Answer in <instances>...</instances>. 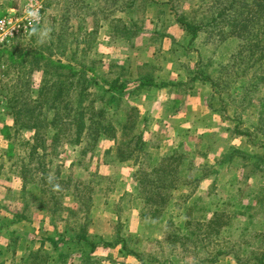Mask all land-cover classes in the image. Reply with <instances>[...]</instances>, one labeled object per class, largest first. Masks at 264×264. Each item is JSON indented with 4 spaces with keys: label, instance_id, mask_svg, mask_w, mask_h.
I'll return each instance as SVG.
<instances>
[{
    "label": "rangeland",
    "instance_id": "1",
    "mask_svg": "<svg viewBox=\"0 0 264 264\" xmlns=\"http://www.w3.org/2000/svg\"><path fill=\"white\" fill-rule=\"evenodd\" d=\"M8 1L10 0H0V17L11 8L23 7L26 0H11L13 1L11 6L6 4ZM130 1L41 0L43 6L41 22L0 43V192L5 191V194L0 193L5 195L0 199V263L2 264H19L22 255L41 244L48 249L49 239L65 227L63 220H52L48 204H41L38 201V197L41 198L38 187L33 183L23 185L18 173L20 165L27 161L26 148L19 145L17 140L9 158L8 141L1 131L3 124L12 123L7 100L12 98L13 94L9 91H20L23 82H27L29 90L34 91L41 77L40 66L44 63V57L50 54L65 62L75 64L79 61L84 66H92L96 74L105 75L109 79L112 77L108 74L109 64L115 62L125 66L131 78L148 70L164 82L175 81V77L182 73L187 82L189 72H192L195 66L205 63L206 69L214 73L220 68L219 65L229 61L230 54L236 48L238 40L219 32L218 29L198 30L196 37L191 40L190 35L177 22L178 17L188 22L198 20V16L205 13L204 9L210 0H133L134 10L131 12H125L128 8L120 10ZM114 18H121L126 23L130 20L134 21L135 34L129 39L118 34L110 36V25L115 24ZM147 57L150 58L149 61H146ZM148 64L152 68L147 67ZM197 83L207 85L203 101L211 111L213 120L211 117L208 125L200 126L197 133L181 137L173 128L175 124L172 120L169 119V122L161 117L159 122L155 121L158 119L155 118L158 108L155 107L156 110L153 112V104L155 101L164 100L163 97H159V100L158 97H154L158 89H150L140 95L129 97L130 102L139 109L140 115L148 117L143 132V139L147 142V156L141 160L143 164H148L147 161L156 163L170 148L183 143V150L194 152L195 165L206 164L210 169L209 176L199 182L189 199V204L193 199L199 200L193 214L201 215L205 209L211 211L212 208L220 205L230 210L247 211L249 214L237 217L235 221L238 223H234L224 237L225 239L230 237L232 241L237 240L239 245L247 243L245 241L247 239L257 244L256 237L254 239L248 237V232L242 235L241 231L246 224L264 231V163L259 165L261 168L259 170L253 164L255 158L245 161L233 156L230 162L221 164L219 161L225 158L224 154L231 148L244 149L255 156L263 155L264 149L261 144L264 143V132L260 131V127L263 126L264 121L261 120L259 104L256 100H252L245 109L239 110L240 114H234L235 102L230 100L226 106V114L222 117L217 109L210 108L207 104L211 87L208 83L198 80L188 83L189 86L186 84L179 86L178 89L175 86L164 87L167 91L168 89L172 91L170 93L172 98L168 103L172 111H179L178 113L184 111L187 96L193 93ZM241 83L238 82L232 89L234 96H240ZM199 92L203 94V91ZM220 95L227 97L222 91L216 93L215 98ZM20 96L25 99L24 93ZM227 99L229 100L228 97ZM215 105L218 106L216 102ZM236 117L241 119L240 131L247 129L252 133L253 139L250 144L245 136L234 134L232 128ZM30 135V131H22L19 139L28 138ZM80 147L66 145L60 148V153L52 156L51 163L47 162L45 168L48 178L49 166L52 171L57 168L61 171L60 177L65 183L57 185L59 187L63 185V191H81L82 195L90 196V200L84 201L89 203V206L85 207L88 232L99 235L95 232L112 231L113 238L108 234L102 237L106 240L115 239L116 224L120 220L123 224L121 234L125 235L130 243L131 239H134L127 235V225L122 221V216L131 201L136 198L140 202L137 215L139 227L145 230V233H149L148 241L139 238L141 246L137 249L144 254H155V252L156 255L160 254L161 248L157 243L164 237L168 219L177 212H179L178 217L172 219L176 223H180L182 219L177 205L174 204L180 200L181 195L190 193L191 189L186 187L174 189L159 216H150L149 212L142 218L140 216L142 201L137 197L135 188L137 181L133 176L137 167L141 165L133 164V161L123 162L125 163L123 170L116 168L113 171L109 170L111 174H103L99 169L95 170V162L101 161L109 165L120 163L111 161L112 156L114 158L115 142L103 136L98 140L93 151L82 153ZM47 159L49 160V156ZM33 163L35 164L34 160L29 164L30 167ZM127 184L128 187L130 186V192H126L122 199L112 200V195ZM63 200L67 207L78 205L71 196H65ZM208 211L205 214L209 213ZM65 214V211H61L62 216ZM21 216L23 218L19 219ZM72 220L70 218L69 222ZM83 221L79 218L72 225L75 228L82 227ZM13 242L14 254L7 251L8 243ZM117 249L118 247L108 251L106 248H99L96 255L106 257L108 254L117 258L119 255ZM167 250L168 247L164 250L165 254ZM182 254H177V262L191 264L192 256L186 252ZM118 260L139 264L132 256ZM217 264H235V262L230 257L224 256Z\"/></svg>",
    "mask_w": 264,
    "mask_h": 264
},
{
    "label": "trees",
    "instance_id": "2",
    "mask_svg": "<svg viewBox=\"0 0 264 264\" xmlns=\"http://www.w3.org/2000/svg\"><path fill=\"white\" fill-rule=\"evenodd\" d=\"M133 4L131 0L120 10L128 8L125 12H131L134 10ZM204 12L198 16V20L191 22L182 17L177 18L191 40L203 28L211 31L218 29L238 40L229 61L219 65L220 68L214 73L209 72L204 63L189 72L187 82H164L148 70L131 78L125 66L112 62L108 68V74L112 76L109 79L105 75L96 74L92 66H84L79 61L75 64L65 62L49 54L44 57V63L40 66L41 77L34 91L29 90L27 82L22 83L20 91H9L13 94L7 100L12 123H5L1 128L8 141L9 158L18 140L19 145L24 146L27 152V161L20 165L18 173L23 185H36L41 194L38 201L48 204L52 220L61 219L65 223L64 229L49 239L48 249L43 244L32 247L20 257L19 264H129L118 260L127 256L134 257L139 264H180L177 262V254L182 252L192 256L191 264H217L224 256L233 259L235 264H264V231L254 226L249 227L248 224L242 229V235L248 232V237H256L257 244L247 239V243L239 245L237 240L224 237L233 224L238 223L235 221L237 217L249 212L230 210L220 205L211 211L205 209L201 215L193 214L199 200L193 199L189 204V199L199 182L210 173L206 164L198 166L193 163L194 152L183 150V143H180L162 154L156 163L147 161L148 164H143L141 160L147 156V142L143 139V132L148 117L140 115L139 109L130 102L129 97L150 89L167 86L178 89L179 86H189L188 83L199 80L211 87L207 104L210 108L217 109L222 117L226 114V106L230 100L235 102L234 114H240L252 100H256L261 120L264 121V0H210ZM114 21L115 24L110 25V36L118 34L129 39L135 34L134 21L126 23L121 18H114ZM147 67L152 68L150 64ZM238 82H242L239 97L232 94V89ZM222 91L229 100L224 95L215 98V94ZM23 93L25 99L20 96ZM235 120L232 128L234 134L245 136L250 144L252 133L247 129L240 131L241 119L236 117ZM260 128L264 132V124ZM26 130L31 135L19 139L20 133ZM103 136L115 142L114 158L112 156L111 161H133V164L141 165L133 176L137 181V197L142 201V218L149 212L150 216H159L174 189H191L190 193L181 195L180 200L174 204L180 211L181 222L176 223L172 219L178 217L179 212L170 216L164 237L157 243L161 248L160 254L163 255H156V252L144 254L132 247L128 238L121 234L123 224L120 220L116 224L115 239L106 240L102 236L90 234L86 228L85 215V207L89 203L84 202L90 200V196L82 195L81 191H63V185H57L65 183L58 168L52 171L49 166V178L47 177V162L51 163V157L58 155L64 146H81L82 153L93 151ZM261 145L264 149V143ZM229 150L219 163L230 162L233 156L245 161L255 158L253 164L256 168L264 163V153L255 156L240 148ZM33 160L35 164L30 167ZM51 175L55 177L52 178ZM65 196L74 198L77 207L65 206L64 200L62 201ZM61 211L66 214L62 216ZM207 211L209 213L205 214ZM22 218L21 216L19 219ZM70 218L73 219L72 223L69 222ZM79 218L84 220L83 226L75 228L72 224ZM14 247V242L8 243L7 251L14 254ZM116 247L119 253L117 258L108 254L106 257L96 255L99 248L110 251ZM167 247L169 250L165 254Z\"/></svg>",
    "mask_w": 264,
    "mask_h": 264
},
{
    "label": "crops",
    "instance_id": "3",
    "mask_svg": "<svg viewBox=\"0 0 264 264\" xmlns=\"http://www.w3.org/2000/svg\"><path fill=\"white\" fill-rule=\"evenodd\" d=\"M10 1H8V3H6V4H10L8 6L13 5V1H11V3H9ZM22 1H24V0H22ZM149 60H150V58L147 57L146 61H149ZM178 72H181V71H178ZM186 78H187V76H186ZM178 79H179V81H177ZM186 80L187 79H185V76H183V74L180 73V76L175 77L174 82H185ZM206 90H207V85L205 86L202 83H199V84L197 83L193 88V93H191L187 96L188 97L187 98V104L184 108V111H182L180 113H178L179 111L178 112L172 111V107L168 105L169 101L172 98V95L170 94L172 92L171 89H168V91L166 88H161V89L156 90L154 97L155 96L158 97L157 100H159V97H163L164 100L159 101V102L155 101V103L153 104V106H154L153 112H155V110H156L155 107L158 108V111H156V113H155V114H157V116H155V118H158V119L155 121L159 122L161 117L165 118L168 121H169V119L172 120L175 124V127H173V128L177 131V134L180 137L183 135L190 134V133L194 134V132L197 133L200 126L203 127V126L208 125V122H209L211 117L213 120V116H212L211 111H209L207 109L205 102L203 101ZM199 91H203V94H201ZM194 115H196V116L194 117ZM144 138H146V137L144 136ZM123 165H125V163H123V162L111 163L109 165V164H104L101 161H100V163H99V161H97V162H95V170L99 169V171L102 172L103 174H111V172L109 170L113 171L116 168H118V169L121 168V170H123ZM129 187L127 184V185L123 186L121 189H119L116 194L112 195V197H111L112 200L117 201L118 199H121L123 197V195L126 194V192H130ZM1 194H5V191L2 192ZM1 194H0V199L5 196V195H1ZM139 209H140V202L138 199L135 198L131 201V203L129 204V207H127V209H125V211L123 212V216H122V221L127 225V235L131 236L134 239V240L131 239L129 244L134 248H139L141 246L139 244L140 243V241H139L140 237H142L143 240L148 241V236H149V233H145V230H143L139 227V223L137 220V215L139 213ZM111 215H112V213H111ZM114 216H116V214H114ZM95 234H99V236H102L104 234H106V235L108 234V236L113 238L112 231H110V232L108 231L107 233L95 232ZM135 237L136 238L138 237V238L136 239Z\"/></svg>",
    "mask_w": 264,
    "mask_h": 264
},
{
    "label": "built area",
    "instance_id": "4",
    "mask_svg": "<svg viewBox=\"0 0 264 264\" xmlns=\"http://www.w3.org/2000/svg\"><path fill=\"white\" fill-rule=\"evenodd\" d=\"M42 8L41 0H26L23 7L9 9L0 17V43L8 41L27 27L40 23ZM26 10L35 11L37 16L34 19L26 18Z\"/></svg>",
    "mask_w": 264,
    "mask_h": 264
},
{
    "label": "clouds",
    "instance_id": "5",
    "mask_svg": "<svg viewBox=\"0 0 264 264\" xmlns=\"http://www.w3.org/2000/svg\"><path fill=\"white\" fill-rule=\"evenodd\" d=\"M37 16V13L33 10H26V18H32L34 19ZM35 31V29H33ZM47 33H44L46 35Z\"/></svg>",
    "mask_w": 264,
    "mask_h": 264
}]
</instances>
